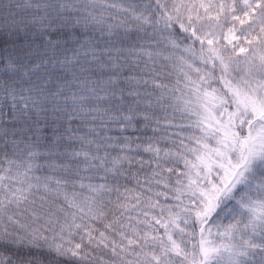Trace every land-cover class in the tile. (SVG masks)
Instances as JSON below:
<instances>
[{
    "label": "snow or ice",
    "instance_id": "obj_1",
    "mask_svg": "<svg viewBox=\"0 0 264 264\" xmlns=\"http://www.w3.org/2000/svg\"><path fill=\"white\" fill-rule=\"evenodd\" d=\"M0 264H264V0H0Z\"/></svg>",
    "mask_w": 264,
    "mask_h": 264
},
{
    "label": "trees",
    "instance_id": "obj_2",
    "mask_svg": "<svg viewBox=\"0 0 264 264\" xmlns=\"http://www.w3.org/2000/svg\"><path fill=\"white\" fill-rule=\"evenodd\" d=\"M128 134H131V133H128ZM130 187L132 186V185H129Z\"/></svg>",
    "mask_w": 264,
    "mask_h": 264
}]
</instances>
